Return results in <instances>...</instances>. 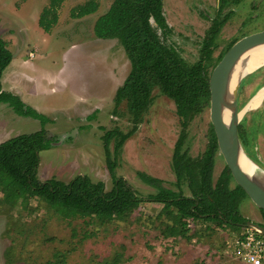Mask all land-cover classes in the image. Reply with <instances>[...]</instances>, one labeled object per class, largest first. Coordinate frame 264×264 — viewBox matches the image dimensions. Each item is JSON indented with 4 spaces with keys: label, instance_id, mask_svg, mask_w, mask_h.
Masks as SVG:
<instances>
[{
    "label": "rangeland",
    "instance_id": "rangeland-1",
    "mask_svg": "<svg viewBox=\"0 0 264 264\" xmlns=\"http://www.w3.org/2000/svg\"><path fill=\"white\" fill-rule=\"evenodd\" d=\"M90 1L98 5L95 13L83 18L72 16L74 9ZM113 1L64 0L57 10V23L46 33L38 19L50 0H0V39L11 54L0 77L1 90L48 119L43 125L37 119L22 117L20 108L17 113L0 103V143L39 132H44L46 139L63 137L39 153L41 182L54 178L67 183L82 175L103 183L108 192L114 174L124 178L139 198L147 200L158 189L145 184L138 173L178 190L171 163L181 125L174 103L157 89L137 120L125 101L116 108L115 93L129 74L130 62L117 40L98 39L93 31L96 20ZM162 1L166 21L173 30L170 41L187 63H195L206 31L217 17L219 0ZM221 5L220 15L228 17L217 35L209 71L236 41L264 30V0ZM262 88L264 66L245 75L238 84V112ZM209 109L210 100L187 128L184 149L195 159L203 155L210 138ZM107 132L114 135L105 144ZM117 133L129 135L122 145ZM238 134L247 156L264 172V101L242 116ZM225 166L218 151L215 180ZM180 190L189 196L185 183ZM239 208L247 221L264 226L263 213L249 198ZM161 209L162 205L145 202L123 219L87 224L78 219L63 221L46 203L34 198L6 203L0 195V264H45L54 260L56 252L64 254L65 264H244L232 257L225 239H233L246 227L227 232L216 223H199L202 238H193L195 242L190 238L174 240L164 234L165 220L158 217ZM73 230L77 237H72ZM87 233L90 237L83 240Z\"/></svg>",
    "mask_w": 264,
    "mask_h": 264
},
{
    "label": "trees",
    "instance_id": "trees-1",
    "mask_svg": "<svg viewBox=\"0 0 264 264\" xmlns=\"http://www.w3.org/2000/svg\"><path fill=\"white\" fill-rule=\"evenodd\" d=\"M63 1L50 0L49 6L41 12L38 24L46 33L57 23V10ZM241 1L219 0L217 17L206 31L199 59L193 64L187 63L170 41L173 30L166 21L162 0H114L109 10L94 24L95 37L117 40L130 62L129 74L115 93L116 108L125 101L128 112L137 120L149 107L155 89L174 103L181 125L171 163L177 191L163 187L161 180L143 173H138L140 179L158 189V193L148 196L147 200L139 198L124 178L114 174L113 186L108 192L103 183L92 182L82 175L67 183L54 178L41 182L38 178L39 153L54 147L59 141L57 138L46 139L45 133L39 132L18 135L0 143V195L3 201L22 203L34 198L46 203L63 221L78 219L87 224L100 225L125 218L142 203H155L162 205L158 217L165 220L164 234L174 240L190 238L195 242L193 238H202V232L198 233L199 223H216L217 227L227 232L229 229L241 230L248 221L241 215L239 207L247 196L236 184L231 187L233 179L226 166L214 179L218 145L213 127L206 150L200 158H192L184 149L190 122L209 105L212 71L208 70V65L217 47V35L228 17L222 18L220 15L223 10L221 4L229 2L238 5ZM97 8L96 2L90 1L74 9L72 16L83 18L95 13ZM10 59L7 45L0 39V77ZM0 103L7 104L15 111L20 108L22 117L37 119L43 125L48 122L46 117L20 103L16 96L2 91L1 87ZM135 129L136 126L132 132ZM113 135L107 132L103 136L105 144ZM115 135L121 139L119 145L129 136L122 133ZM183 183L189 196L180 190ZM261 212L264 217V211ZM72 237H77L74 230ZM89 237L87 233L82 239ZM229 241L226 237V248ZM53 258L45 264H65L66 258L61 252H56Z\"/></svg>",
    "mask_w": 264,
    "mask_h": 264
},
{
    "label": "water",
    "instance_id": "water-1",
    "mask_svg": "<svg viewBox=\"0 0 264 264\" xmlns=\"http://www.w3.org/2000/svg\"><path fill=\"white\" fill-rule=\"evenodd\" d=\"M261 45H264V30L236 41L222 56L215 68L212 70L209 78V112L210 122L217 140L218 151L222 155L225 165L231 173L233 181L245 192L247 198H249L258 209L264 211L263 184L258 181L256 177H251L243 172L239 164L242 147L238 135V86L233 91V101L229 107V110L231 111L229 125H225L222 119V111L226 106L225 98L227 94L229 76L233 68L245 53ZM62 139L63 137L61 140ZM59 140L60 139H58V141ZM245 227L264 236L263 226L248 221L242 228Z\"/></svg>",
    "mask_w": 264,
    "mask_h": 264
},
{
    "label": "bare ground",
    "instance_id": "bare-ground-1",
    "mask_svg": "<svg viewBox=\"0 0 264 264\" xmlns=\"http://www.w3.org/2000/svg\"><path fill=\"white\" fill-rule=\"evenodd\" d=\"M264 66V45L255 47L245 53L233 68L228 82L227 94L225 98V108L222 111V119L225 125H229L231 111L229 107L233 101V91L237 88L240 80L247 74ZM264 101V88L260 89L257 94L249 101L244 109L238 112V120L249 110L258 108ZM240 168L249 176L256 177L264 186V172L259 171L257 165L247 156L242 148L239 160Z\"/></svg>",
    "mask_w": 264,
    "mask_h": 264
},
{
    "label": "built area",
    "instance_id": "built-area-1",
    "mask_svg": "<svg viewBox=\"0 0 264 264\" xmlns=\"http://www.w3.org/2000/svg\"><path fill=\"white\" fill-rule=\"evenodd\" d=\"M30 57L34 55L30 54ZM228 249L235 260L244 264H264V236L250 229L246 228L241 234L231 238Z\"/></svg>",
    "mask_w": 264,
    "mask_h": 264
},
{
    "label": "flooded vegetation",
    "instance_id": "flooded-vegetation-1",
    "mask_svg": "<svg viewBox=\"0 0 264 264\" xmlns=\"http://www.w3.org/2000/svg\"><path fill=\"white\" fill-rule=\"evenodd\" d=\"M262 89H263V88H262ZM254 96H255V95H254ZM254 96H253V97H254ZM253 97H252V98H253ZM252 98H251V99H252ZM251 99H250V100H251ZM248 103H249V102H248ZM248 103H247V104H248ZM245 107H246V106H245ZM245 107H244V108H245ZM238 135H239V134H238ZM239 137H240V136H239ZM244 151H245V153L247 154V152H246L245 149H244ZM247 155H248V154H247Z\"/></svg>",
    "mask_w": 264,
    "mask_h": 264
}]
</instances>
